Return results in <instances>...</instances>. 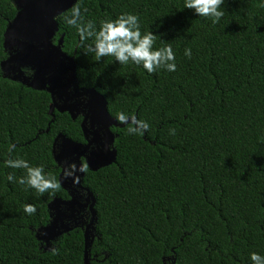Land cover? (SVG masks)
Listing matches in <instances>:
<instances>
[{
  "label": "trees",
  "instance_id": "16d2710c",
  "mask_svg": "<svg viewBox=\"0 0 264 264\" xmlns=\"http://www.w3.org/2000/svg\"><path fill=\"white\" fill-rule=\"evenodd\" d=\"M76 6L82 23L93 22L97 31L101 21L136 15L141 34L156 35L153 48L171 46L176 70L148 73L87 52L94 37L81 42L67 23ZM220 7L224 15L214 23L185 9L184 0H77L56 18L54 42L63 35L79 87L101 94L118 123L123 113L148 125L136 133L129 123L111 128L114 163L84 168L82 184L95 200L90 264H252L250 253L264 257V7L260 0ZM15 14L10 0H0V62ZM50 103L46 92L0 71V264H83L81 229L49 250L35 238L49 221V202L64 198L61 187L38 193L17 182L25 169L5 164L43 165L58 182L54 138L83 139L79 119L67 113L55 111L50 123ZM25 204L36 211L26 213Z\"/></svg>",
  "mask_w": 264,
  "mask_h": 264
},
{
  "label": "water",
  "instance_id": "95a60500",
  "mask_svg": "<svg viewBox=\"0 0 264 264\" xmlns=\"http://www.w3.org/2000/svg\"><path fill=\"white\" fill-rule=\"evenodd\" d=\"M10 1L16 14L7 22L3 33V50L7 57L0 62L2 77L26 88L46 92L51 101L50 123L55 111L67 113L72 121L82 116L81 129L86 143L72 141L62 134H58L52 143V158L60 169L58 183L61 189H66L64 173L69 164L77 169L86 166L94 172L114 163L117 135L111 128H122L126 123H118L109 115L105 98L96 90L79 87L74 59L62 51L63 35L54 42L58 32L56 18L71 9L77 0ZM48 129L49 125L45 133ZM75 176L79 182L75 185L86 192L90 201L91 218L83 231V264H90L89 247L95 238V200L88 189L81 187L84 171L76 172ZM58 204L65 206L68 203L56 198L51 200L47 205L49 222L35 232V238L44 250H49L52 242L79 226L78 216L51 213Z\"/></svg>",
  "mask_w": 264,
  "mask_h": 264
},
{
  "label": "clouds",
  "instance_id": "9594fccd",
  "mask_svg": "<svg viewBox=\"0 0 264 264\" xmlns=\"http://www.w3.org/2000/svg\"><path fill=\"white\" fill-rule=\"evenodd\" d=\"M224 2L225 0H184V8L192 10L199 17H210L215 23L224 15L220 7ZM260 2L261 6L264 7V0H260ZM67 23L76 27L81 42L89 37H94V42L86 45V49L87 52H93L97 58L112 56L119 64H127L131 61L142 66L148 73H152L160 67L169 72L176 70L175 55L171 46L153 48L156 35L151 31L142 35L138 17L134 14L121 13L114 20L101 21L97 31L93 22L82 23L81 10L79 6H76L72 9L71 17L67 19ZM184 55L190 58L191 50L185 49ZM118 119L131 125L128 128L130 133L141 132L148 128L146 122L136 120L135 117L126 116L123 113L118 115ZM5 164L8 167L25 169V176L18 178L17 182L27 184L38 193H44L50 189L55 190L59 187L55 178L45 173L43 165L32 167L26 160L22 159L7 160ZM84 170L83 167L77 169L72 166L71 170L65 171V175L78 180L75 173ZM7 179L11 181L13 179L12 174L9 173ZM24 211L29 214L34 213L36 206L25 204ZM249 259L252 264H264V257L259 253H250Z\"/></svg>",
  "mask_w": 264,
  "mask_h": 264
},
{
  "label": "flooded vegetation",
  "instance_id": "af4514ba",
  "mask_svg": "<svg viewBox=\"0 0 264 264\" xmlns=\"http://www.w3.org/2000/svg\"><path fill=\"white\" fill-rule=\"evenodd\" d=\"M76 119H79V127H80V131H81L82 139H83L82 144H84V143H86V141H85L86 139L84 138V134H83L82 129H81L82 116L81 115L77 116ZM87 137L89 138L90 136L88 135ZM78 143H81V142H78ZM81 161H82V163L84 162L83 159H81ZM72 166H74V165L69 164L66 170H71ZM84 168H86V166H84ZM64 176L67 177L65 179V182H67V184L69 186L66 185V189H62L65 193L64 198H56V199H59L61 202H65L68 204L65 206L62 204L56 205V208L51 213H53V214L64 213L67 215H71L72 217L78 216L79 226L77 228H74L73 230L81 229L82 234H83V231L85 229V225L89 223L90 218H91V215L89 212V203H90L89 197L84 190L80 189L77 185H75V183H79L78 180H74V178L72 176H66L65 173H64ZM82 183H83V180L81 182V187L85 189L86 187H84ZM71 201L73 202L72 205L70 204ZM48 216H49V211H48ZM64 222H67V221L65 220Z\"/></svg>",
  "mask_w": 264,
  "mask_h": 264
}]
</instances>
